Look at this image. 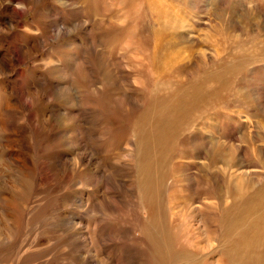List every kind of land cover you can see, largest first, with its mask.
I'll list each match as a JSON object with an SVG mask.
<instances>
[{
	"label": "rangeland",
	"instance_id": "obj_1",
	"mask_svg": "<svg viewBox=\"0 0 264 264\" xmlns=\"http://www.w3.org/2000/svg\"><path fill=\"white\" fill-rule=\"evenodd\" d=\"M34 41L37 57H24L28 43ZM8 50H14L11 56L16 57L14 59L22 58L18 65L7 63L5 54ZM74 58L80 59L83 66L87 60L96 62L98 81L104 82L103 77L110 69L115 72L111 76L113 85L107 104L108 119L112 122L108 135L102 131L105 121L95 124V127L90 123L101 117L103 98L100 95H96L100 103L97 111L90 114L72 105L70 93L60 95L53 87L46 91L49 101L45 113L57 114L50 122V135L57 140L68 137L73 142L56 148L52 156L68 155L77 160L75 179L64 181L68 192L64 199H68L71 207L77 201L74 203L76 211H70L72 226L62 227L59 230L62 234L58 231L54 236L60 238L68 232L84 234L90 249L89 264H134L141 257L139 248L131 261L127 254L125 258L124 252L119 253L123 248L122 240L116 238H113L115 243L110 249L101 247L102 242L92 233L94 225L101 220L94 207L97 202L103 198L116 200L113 199L117 206L110 221L115 218L117 230L125 231L127 249L129 242L134 241L132 236L139 234V228L144 232L150 225L152 214L148 203H143L139 197L149 188L140 183L143 177L138 174L137 161L132 168L133 173L129 172L130 176L107 169L103 162L105 150H91L90 145L94 142H89V137H113L114 158L123 156L122 151L127 145L133 147L134 154H139L140 137H143V144L148 143L159 130L170 128L166 119L161 118L160 111L174 106L184 92H188L192 101L196 99L194 103L199 99L201 102H198L204 105L191 115L192 128L178 137L179 131L176 132V147L171 156L175 170L170 171L164 178L167 181L160 186V190L165 192L173 183L176 184L175 193L179 194L175 198L176 210L181 213L187 208L191 215L196 208L197 214L190 217L195 229L202 226L197 221L200 220L198 209L201 204L214 203V191L221 189L225 180L231 186L236 175L247 171L254 176L242 177L243 186L249 187L258 180L259 186L264 185V0H0V62L7 67L0 69V96L6 102L10 98L8 89H11L15 106L22 101L28 103L32 88L41 89V81L37 83L34 78L35 72L42 75L39 79H51L54 84L68 82V76L65 80L60 76L61 72L71 71ZM3 65L1 63V68ZM151 71V74H146ZM144 75L148 80L141 83L138 80L142 81ZM96 86L100 87L99 84ZM194 86H199L200 91L193 89ZM84 96L86 100L87 94ZM211 96L214 97L209 100ZM0 105V169L12 173L20 166H29L31 160L30 150L18 139L31 137L29 124L42 125L45 120L40 118L37 122L32 117L35 110L42 108V105H34L31 113L26 112L32 119L27 118L29 124L21 127L20 109L17 108L14 115L7 114L6 104ZM153 111L160 112L152 118L158 122L148 118ZM181 121L185 127L192 124L184 119ZM45 127L43 137H49ZM96 142L100 145L106 143L105 138ZM207 148L212 161L218 157L217 154H222L225 160L222 165L209 166L208 169L201 167V158ZM233 156L237 160L233 158L230 161ZM14 160H18L16 164ZM97 170H105L106 174L114 172L112 176L119 184H133L131 197L121 187L117 191L103 184V176H96L99 174ZM203 171L212 190L210 193L202 192L192 182ZM65 186L46 194L38 193L36 199L43 201L44 197L47 200L51 197L54 200L64 192ZM116 196L123 200L119 202ZM226 200L220 208L230 205V199ZM59 214L55 213L56 216ZM119 214L128 222L123 221ZM97 227L102 232L104 224L99 223ZM101 232L97 235L100 236ZM191 235L205 253H209L216 244H205L202 231H193ZM143 248H147L145 239Z\"/></svg>",
	"mask_w": 264,
	"mask_h": 264
},
{
	"label": "bare ground",
	"instance_id": "obj_2",
	"mask_svg": "<svg viewBox=\"0 0 264 264\" xmlns=\"http://www.w3.org/2000/svg\"><path fill=\"white\" fill-rule=\"evenodd\" d=\"M35 42L36 41L28 43L27 50L25 49L26 51H24V57H37L38 54L34 52L36 47V45H34ZM12 51L14 50H8L5 54L7 63L18 65L22 58L18 57L17 59H14L16 57H11ZM72 61L71 71L69 73L68 71L61 72V79L65 80L67 76L69 77L68 82L65 81L62 84H54L55 82L51 83V79L47 78H44L43 80L39 79L42 78V75L39 72H35L34 78L37 83L41 81V89L32 88L28 103L22 101L15 106V102L13 101L14 91L11 89H8L10 98L7 102L5 98L0 96V104H6L7 114L14 115L16 109H20V115L22 116L19 126L23 127L26 124L28 125L29 121L27 118L32 119V117H35L37 122L40 118L45 120L42 125L37 124L33 126L32 124H29L28 129L31 130V137L18 139V142L21 143L23 141L31 152L29 166H20L18 170L14 172L11 171L12 173L0 169V264H89L88 255L90 249H88L87 239L84 234L68 232L60 238L54 236L55 232L61 230L62 227H68L72 224L70 221L72 213L70 211H76L74 207V203L77 202L75 201V197V202H73L72 207L68 205V199H64L68 196L64 181L73 180L75 176L74 172L77 170V160L75 157L74 159H71L68 155L58 154L52 156L54 151H56V148L58 149L60 146L71 145L73 142L70 141L68 137L59 138V140H57V138L55 139V137L50 135L52 134L50 133V122L57 116V114L45 113L46 103L49 101L46 91L53 87V89L60 95L63 93H70L72 105L78 107V109H81L82 111H87L90 114H94V111L99 106L100 103L98 102L96 95H100L103 98L102 103L100 104L103 107L100 113L101 117L97 120L92 118L93 121L90 123L95 127V124H103L105 121L106 124H103L104 127L102 128V131L105 130L104 133L108 135L111 131L112 122H110V118L108 119L110 113L107 104L109 103V92L113 85L111 76L115 72L112 73L114 70L112 69L113 71H111L110 69L107 75L103 77L105 78L104 82L100 80L98 81L99 78L97 66L95 65L96 62L94 64L93 61L87 60L83 66L80 59L74 58ZM1 63L3 65L4 62H0V65ZM85 67H87V69ZM3 68L7 67L4 66L1 68L0 66V69ZM151 73L152 71L146 74ZM147 80V75H144L142 81H138L142 83ZM98 84L100 87L96 86ZM42 86L47 88L43 89ZM192 88H196L197 91H200L199 86H194ZM85 93L87 94L86 100L84 98V95H86ZM213 97L214 96H211L209 100L213 99ZM194 100L196 99H193V101ZM193 101L188 97V92H184L183 96L178 97L176 104L174 105L175 107L168 106L169 108L167 107L161 111L159 110L162 112L161 118L166 119L168 123L167 125H170V128L164 131L159 130V132L152 136L154 138L148 143L143 144V137H140L141 142H137L140 144L139 154H134L133 147H128L129 145H127L124 151H122L123 156L114 158V155L112 154V148L114 146L113 137H89V142H94L93 145H90L91 150H105L103 162L107 165H105L106 168L108 167L112 170H117V172L124 175L126 174L130 176L129 172L133 173L132 168H134L135 160L137 161L139 166L138 174L143 177V179L140 180V183L143 182V185H148L147 188H149V191H147L146 194L142 193L143 195L140 194L139 197L143 200V203H148L151 207L150 210L152 211L150 225L145 228L144 232L143 228H139V234L132 236L134 241L133 243L129 242L130 246L129 249H127L125 231L117 230L118 228L116 227L117 224L115 218L110 221L112 216L115 215L114 211L117 206L114 203L115 199L113 198L114 200L112 199L109 201L107 198H103L94 206L97 212L100 213L99 215H101V220H98L92 229L94 238H98L99 242H102L103 245L101 247L105 250L106 248L113 246L115 243V239L113 240V238L120 241L122 240L123 248L119 250V253L121 254L124 252L125 258L127 254V259L129 261L132 260L134 252L141 248V257L139 259L137 258L138 260H136L137 262L134 264H264V185L259 186L260 181L258 180L256 184L245 187L242 185L241 181L242 177L250 178L254 176V173L243 171L236 175V180L233 181L231 186L229 181L225 180L226 182L223 183V185L221 184V189H215V202L210 204H207V202L202 203L201 208L198 209V217L200 220L197 221H200L202 226L195 229H193L190 217L193 213L197 214V209L194 208L191 215L187 208L185 210L182 209L183 212L181 213L176 210L177 206L175 198H178L179 196V194L175 193L176 184L173 183L171 187L169 186V191L164 192L163 190H160L161 183L167 181L164 180V178H166L167 175L171 173L170 171L174 169V166L171 164V156L173 149H175L174 147H176L174 141L176 132L179 131L176 136L178 137L192 128L193 120L191 115L194 111L198 110L200 107L202 108L204 105V103H200L201 101L199 99L198 101L200 102L195 101L194 103ZM34 105H42V108L41 110H35V115H32L31 117L30 115H27L26 112L31 113ZM1 106L2 105H0V107ZM159 111L151 112L148 116L149 120L158 115L160 113ZM17 117L18 116H16V118ZM161 118L160 120L158 118V120L161 121ZM183 119L186 120V122L191 121L192 124L185 127L184 123L181 121ZM44 127L49 137H43L42 132L44 131ZM2 129H5L3 125ZM33 135H35V137ZM103 138H105V144H95L96 141H100ZM84 146L87 147L88 145L85 144ZM153 147H155V153H153ZM230 153H234V151L230 150ZM217 155V158H214L212 161L210 149L208 152L207 148L206 153L201 158L203 160L201 167L208 169L209 166H217L218 164L222 165L225 160L223 159L222 154ZM233 158L234 156L229 160L232 161ZM235 160L237 159L234 158V161ZM17 161L18 160H14L13 163L16 164ZM97 172H99V174L96 176H103V184L114 187L117 191L118 188L121 187L123 192L128 193V196L133 194L134 185L132 183V185L121 183V186L117 181L115 182L112 176V173L114 172H109L108 174L105 173V170H97ZM231 174L233 173L231 172ZM192 182H194L202 192L210 193L212 191L207 183V175L205 171L196 175ZM60 186H65V189H63L64 192L60 193L54 198V200L51 197H49V200L44 197L43 201H37L36 197L38 193L46 194L48 191L60 188ZM226 199H230V205L220 208L221 203ZM117 200L121 202L123 199L122 197H118ZM136 202L137 204L141 203V201ZM56 212L60 213L59 216L55 215ZM119 216L121 215L119 214ZM87 217L89 216L87 215ZM192 217L194 218V216ZM121 219L128 222L127 218L123 216H121ZM99 223L102 225L104 224L102 232L101 228L97 227V224ZM21 226H24V228ZM128 228L131 227L129 226ZM193 231L203 232V242L205 244L209 245L211 242H216L215 245L213 244L214 246L212 248L210 247L211 249L209 253H205V249L201 248L193 240L191 235ZM218 231H220L219 235ZM59 232L61 233V231ZM97 232H101L100 236L97 235ZM144 239L147 242L146 249L143 248Z\"/></svg>",
	"mask_w": 264,
	"mask_h": 264
}]
</instances>
